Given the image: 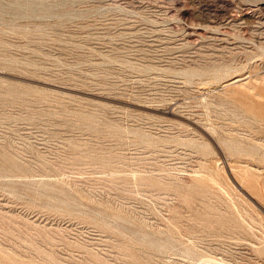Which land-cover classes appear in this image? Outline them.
<instances>
[{"label":"rangeland","instance_id":"374dc122","mask_svg":"<svg viewBox=\"0 0 264 264\" xmlns=\"http://www.w3.org/2000/svg\"><path fill=\"white\" fill-rule=\"evenodd\" d=\"M32 256L264 264V0H0V264Z\"/></svg>","mask_w":264,"mask_h":264},{"label":"bare ground","instance_id":"6f19581e","mask_svg":"<svg viewBox=\"0 0 264 264\" xmlns=\"http://www.w3.org/2000/svg\"><path fill=\"white\" fill-rule=\"evenodd\" d=\"M203 145H206V144H204L203 143ZM11 175H13V174H11ZM16 176V175H15ZM201 185V184H200ZM182 187V186H181ZM190 189V188H189ZM186 194V193H185ZM192 198V197H191ZM185 199V198H184ZM105 208V207H104ZM118 209V208H117ZM74 211V210H73ZM99 212H100V210H99ZM105 212V211H104ZM102 213V212H101ZM91 214V213H90ZM95 215V214H94ZM103 215V214H102ZM106 215V214H105ZM123 215V214H122ZM122 215H120V216H122ZM98 216V215H97ZM117 216V215H116ZM118 216H119V213H118ZM119 216V217H120ZM95 217V216H94ZM118 217V218H119ZM101 219V218H100ZM103 219V218H102ZM123 223V222H122ZM130 223H132V222H130ZM135 223V222H134ZM133 224V223H132ZM125 225V224H124ZM123 225V226H124ZM134 225V224H133ZM183 225V224H182ZM135 226V225H134ZM141 227V226H140ZM129 228V227H128ZM137 228H138V226H137ZM139 229V228H138ZM144 229V228H143ZM193 229V228H192ZM122 230H124V229H122ZM135 230V229H134ZM139 230H142V229H139ZM148 230V229H147ZM143 231V230H142ZM148 232V231H147ZM151 233V232H150ZM144 234V233H143ZM147 234V233H146ZM156 235V234H155ZM171 241V240H170ZM169 241V242H170ZM163 242V241H162ZM176 245V244H175ZM172 247V246H171ZM181 247V246H180ZM179 247V248H180ZM160 250V249H159ZM180 250H183V249H180ZM103 251V250H102ZM199 251V250H198ZM180 253V252H179ZM36 254V253H35ZM17 255L18 254H16V257H17ZM49 256L53 259L54 257L53 256H51V254H49ZM192 256V255H191ZM61 257V256H60ZM80 257V256H79ZM91 258V257H90ZM89 258V259H90ZM32 262H33V264H37L38 262H37V260H36V257L35 256H32V258L30 259ZM199 260V259H198ZM203 260H204V258H203ZM210 260V263L211 264H234V263H232V262H227V261H223V260H215V259H209ZM91 261V260H90ZM201 261L202 260H199V264L201 263ZM208 261V260H207ZM30 262V261H29ZM37 262V263H36ZM52 262V261H51ZM44 263V262H43ZM73 264V263H72ZM195 264V263H194Z\"/></svg>","mask_w":264,"mask_h":264}]
</instances>
